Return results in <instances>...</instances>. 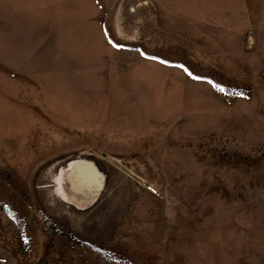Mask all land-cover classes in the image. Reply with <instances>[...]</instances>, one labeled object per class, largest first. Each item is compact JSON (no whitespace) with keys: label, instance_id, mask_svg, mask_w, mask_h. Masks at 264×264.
Instances as JSON below:
<instances>
[{"label":"rangeland","instance_id":"374dc122","mask_svg":"<svg viewBox=\"0 0 264 264\" xmlns=\"http://www.w3.org/2000/svg\"><path fill=\"white\" fill-rule=\"evenodd\" d=\"M0 264H264V0H0Z\"/></svg>","mask_w":264,"mask_h":264},{"label":"bare ground","instance_id":"6f19581e","mask_svg":"<svg viewBox=\"0 0 264 264\" xmlns=\"http://www.w3.org/2000/svg\"><path fill=\"white\" fill-rule=\"evenodd\" d=\"M46 174H47V173H46ZM60 176H61V175H60ZM55 177H58V172H56L54 178H55ZM54 180H55V179H54ZM63 185H66V186H65L66 192H70V193H73V192H74V191L72 192L71 189L68 188L67 183H64V182H63ZM73 194H74V193H73ZM73 196H74V195H73ZM75 196L78 198V200H79V199H82V198H80V197L77 196V195H75ZM84 198H85V197H84ZM82 200H83V199H82Z\"/></svg>","mask_w":264,"mask_h":264}]
</instances>
